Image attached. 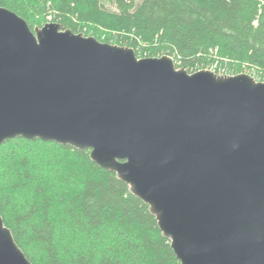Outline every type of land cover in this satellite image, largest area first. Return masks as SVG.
Masks as SVG:
<instances>
[{
  "label": "water",
  "instance_id": "1",
  "mask_svg": "<svg viewBox=\"0 0 264 264\" xmlns=\"http://www.w3.org/2000/svg\"><path fill=\"white\" fill-rule=\"evenodd\" d=\"M89 150L181 264H264V82L176 69L0 7V145ZM0 264H31L0 217Z\"/></svg>",
  "mask_w": 264,
  "mask_h": 264
},
{
  "label": "trees",
  "instance_id": "2",
  "mask_svg": "<svg viewBox=\"0 0 264 264\" xmlns=\"http://www.w3.org/2000/svg\"><path fill=\"white\" fill-rule=\"evenodd\" d=\"M176 69L264 82V0H0ZM0 217L31 264H181L149 206L89 150L18 137L0 145Z\"/></svg>",
  "mask_w": 264,
  "mask_h": 264
},
{
  "label": "rangeland",
  "instance_id": "3",
  "mask_svg": "<svg viewBox=\"0 0 264 264\" xmlns=\"http://www.w3.org/2000/svg\"><path fill=\"white\" fill-rule=\"evenodd\" d=\"M102 2H107V1H109V0H101ZM37 28V27H36ZM212 72V71H211ZM216 75H218V74H216ZM218 76H222V75H218Z\"/></svg>",
  "mask_w": 264,
  "mask_h": 264
}]
</instances>
